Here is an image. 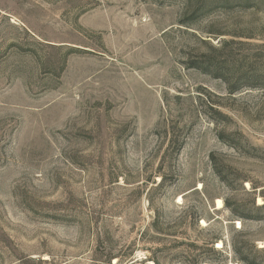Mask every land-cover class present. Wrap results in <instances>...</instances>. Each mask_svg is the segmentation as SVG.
<instances>
[{"label": "rangeland", "instance_id": "obj_1", "mask_svg": "<svg viewBox=\"0 0 264 264\" xmlns=\"http://www.w3.org/2000/svg\"><path fill=\"white\" fill-rule=\"evenodd\" d=\"M0 264H264V0H0Z\"/></svg>", "mask_w": 264, "mask_h": 264}, {"label": "bare ground", "instance_id": "obj_2", "mask_svg": "<svg viewBox=\"0 0 264 264\" xmlns=\"http://www.w3.org/2000/svg\"><path fill=\"white\" fill-rule=\"evenodd\" d=\"M259 202H260V200H259ZM216 206H217L218 210L222 208V203L220 200L216 201ZM238 227H239V224H238ZM221 247H222L221 244H218V248H221Z\"/></svg>", "mask_w": 264, "mask_h": 264}]
</instances>
